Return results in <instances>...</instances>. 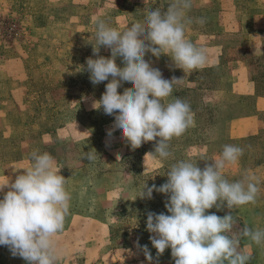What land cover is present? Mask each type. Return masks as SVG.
<instances>
[{
	"label": "rangeland",
	"instance_id": "obj_1",
	"mask_svg": "<svg viewBox=\"0 0 264 264\" xmlns=\"http://www.w3.org/2000/svg\"><path fill=\"white\" fill-rule=\"evenodd\" d=\"M56 1L0 0V97L9 99L0 102V162L30 166L29 154L39 150L51 154L68 179L70 209L63 232L55 238L62 250L58 264H149L144 245L152 254V264H174L171 249L157 255L146 230L149 212L168 214L167 197L153 192L152 199H142L141 193L146 185L166 183L167 172L181 160L203 169L219 158L224 145L243 149L238 163L224 171L225 179L254 177L259 194L254 204L236 210L214 207L209 213L233 215V231L245 226L264 229V129L243 139L231 138L230 122L243 109L237 99H224L217 92L210 99L205 90L174 85L172 96L187 101L196 115L193 125L169 142L172 155L163 161L146 156L154 152L155 141L132 150L118 129L109 137L114 116L92 108L109 82L93 85L86 70L87 59L97 58L93 54L94 45L98 47L96 21L103 19L123 31L144 19L145 8L166 10L168 0H73L65 5ZM48 25L49 30L41 31ZM99 55L110 57L111 50L101 46ZM153 59L146 54V62L167 80L214 78L209 71L185 74L171 58L163 66ZM116 62L123 67L122 58ZM130 87L124 82L118 91L123 94ZM261 118L264 121V115ZM91 150L96 158L89 162L85 153ZM8 171L10 183L23 173L13 167ZM240 246L251 257L249 264H264V244L242 238ZM0 264L26 262L0 246Z\"/></svg>",
	"mask_w": 264,
	"mask_h": 264
},
{
	"label": "clouds",
	"instance_id": "obj_2",
	"mask_svg": "<svg viewBox=\"0 0 264 264\" xmlns=\"http://www.w3.org/2000/svg\"><path fill=\"white\" fill-rule=\"evenodd\" d=\"M192 4L193 0H170L164 11L145 8L144 19L123 31L103 19L97 20L98 47L93 48L97 58L86 61L93 85L109 81L101 98L92 102L94 110L102 109L114 116L107 135L112 137L118 129L132 150L155 141L154 152L146 156L161 161L172 155L169 142L193 125L194 114L187 101L172 96L174 85L183 83L184 78L164 79L145 56L166 55L185 74L206 66L208 50L186 36V25L191 22L186 14ZM197 22L203 25L205 19L201 17ZM101 46L111 50L110 57L99 55ZM117 58H122L123 67L117 64ZM124 82L131 87L121 94L118 89ZM242 155L241 147L224 145L219 158L203 169L190 160H181L167 172L166 183L144 187L142 199H152L153 192L167 197L168 214H147L146 230L151 233L150 242L158 256L171 249L174 264H249L251 257L240 246V240L264 244V229L245 226L233 231V215L209 213L214 207L220 210L226 205L236 210L256 202L259 187L254 177L245 175L229 182L223 175ZM95 158L96 151L85 153L89 162ZM29 160L30 166L13 183L0 185V246H6L13 257L22 258L26 264H58L62 250L55 238L63 232L70 209L68 179L60 174L55 158L47 152L34 150ZM137 247H141L138 242ZM142 250L152 264L147 245Z\"/></svg>",
	"mask_w": 264,
	"mask_h": 264
},
{
	"label": "crops",
	"instance_id": "obj_3",
	"mask_svg": "<svg viewBox=\"0 0 264 264\" xmlns=\"http://www.w3.org/2000/svg\"><path fill=\"white\" fill-rule=\"evenodd\" d=\"M71 2L75 1H56L57 5ZM186 15L191 21L186 25L187 38L208 50L206 66L195 72L209 71L214 78L207 82L199 77L187 79L184 86L195 92L205 90L210 99L216 92L224 99H237L243 109L230 122L231 138L243 139L264 129V0H193ZM201 17L205 19L203 25L197 22ZM153 58L162 66L170 60L166 55ZM219 74L221 77L217 78ZM7 101L0 97V102ZM6 138L3 142L7 144L10 136ZM11 167L22 173L29 166L0 162V185L9 183L6 174Z\"/></svg>",
	"mask_w": 264,
	"mask_h": 264
}]
</instances>
